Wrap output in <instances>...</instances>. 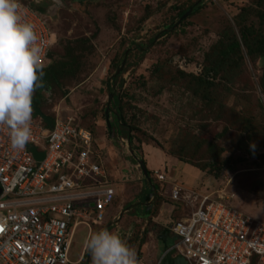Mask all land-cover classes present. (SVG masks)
<instances>
[{
    "label": "rangeland",
    "instance_id": "1",
    "mask_svg": "<svg viewBox=\"0 0 264 264\" xmlns=\"http://www.w3.org/2000/svg\"><path fill=\"white\" fill-rule=\"evenodd\" d=\"M197 1L43 0L56 33L45 64L60 78L51 84L54 75L46 76L40 107L89 128L96 145L103 144L100 160L117 192L113 204L125 203L107 229L136 250L139 264H159L158 232L203 195L264 221V85L257 64L264 43L250 52L245 46L246 39H264V9L257 0H201L180 21L179 11ZM235 42L238 53L228 56ZM116 95L132 144L105 122L107 106L114 122ZM138 158L158 185L148 209L137 204L150 195ZM210 161L216 165L198 170ZM117 217L78 220L71 264L85 250V237ZM76 264H90L86 250Z\"/></svg>",
    "mask_w": 264,
    "mask_h": 264
},
{
    "label": "built area",
    "instance_id": "2",
    "mask_svg": "<svg viewBox=\"0 0 264 264\" xmlns=\"http://www.w3.org/2000/svg\"><path fill=\"white\" fill-rule=\"evenodd\" d=\"M18 4L45 64L55 42L47 14ZM40 120L32 118L23 150L10 147L8 129L0 126V264H71L78 220H104L116 196L92 131L71 119L54 118L47 126ZM172 197H180L177 188ZM192 208L166 224L173 238L166 252L187 264H264V252L249 247L255 239L264 249V221L207 195Z\"/></svg>",
    "mask_w": 264,
    "mask_h": 264
},
{
    "label": "clouds",
    "instance_id": "3",
    "mask_svg": "<svg viewBox=\"0 0 264 264\" xmlns=\"http://www.w3.org/2000/svg\"><path fill=\"white\" fill-rule=\"evenodd\" d=\"M30 1L42 6L44 3ZM49 13L46 10L44 14ZM42 55L33 24L23 20L19 13L18 0H0V126L7 127L13 150H23L30 140L32 96L40 87L45 67ZM250 148L254 150L255 145L250 144ZM83 246L90 264H139L136 250L114 230L92 232L85 237ZM249 247L264 252L255 239L249 241Z\"/></svg>",
    "mask_w": 264,
    "mask_h": 264
},
{
    "label": "trees",
    "instance_id": "4",
    "mask_svg": "<svg viewBox=\"0 0 264 264\" xmlns=\"http://www.w3.org/2000/svg\"><path fill=\"white\" fill-rule=\"evenodd\" d=\"M25 2H29V4L31 5V7H33L35 10H37V11H39L40 13H45V6L46 5H37V4H35L34 2H31V1H28V0H24ZM257 4H259L263 9H264V0H257ZM199 5V4H198ZM198 5L197 6H194V3L192 4V5H190V6H188V8H186V9H184V10H180L179 11V13H178V17H179V19H181L182 18V16L184 15V13L187 11V10H189L190 9V7H193V9H192V11H191V13H193V12H195V11H197V9H198ZM260 12V11H259ZM264 11H262V14L260 13V15H261V19H263V17H264V13H263ZM50 27V26H49ZM52 30V29H51ZM254 30L253 29H251L250 30V32L252 33ZM164 34H166L167 32H163ZM55 37H56V33H55ZM264 43V39H257V38H254L253 40H251V39H246L245 40V46L249 49V52H250V49H251V47H254V46H259V45H261V44H263ZM52 48V47H51ZM51 48H50V50H51ZM237 49H239V45H238V43L237 42H235L234 44H232L231 46H230V48H228V53H227V55L229 56L230 54H233V55H235L236 53H238V52H236V50ZM224 52H226V50L224 51ZM48 54H50V51H49V53ZM228 56H226L227 57V59H228ZM240 59H242L243 60V57H240ZM224 60H226V58L224 59ZM231 60H232V62L233 63H238L237 62V60H236V58H234V57H231ZM257 64L259 65V67L260 68H262V83H263V85H264V54H261V53H259L258 54V57H257ZM43 65H45V67L43 68V76H42V78H41V81H40V87H38L35 91H34V93H33V96H32V109H33V111H32V118L35 120V121H38L39 120V116H37V112H36V110H38V111H41L42 113H43V111H42V109H41V107H40V103H41V98L40 97H42L41 96V90L43 89V87H44V85H45V83H46V81H47V79H46V76H50L51 74H53V72H52V70H51V68L52 67H46L47 65L46 64H43ZM217 70V67H214V68H207V71L205 72V74L204 75H208L209 74V71H216ZM54 76H50V79L52 80L51 81V84L52 83H58V80H59V76H58V73H56L55 71H54V74H53ZM203 75V76H204ZM114 78V81H116V79H117V75L115 74L114 76H113ZM49 81V80H48ZM205 81H208L207 82V84H211V82H209V80H205ZM108 89H109V93L111 92V93H113V90H112V88H109L108 87ZM114 99L116 100V103H115V110H114V113L112 112V117L114 118V122H112V125H111V128H110V130H112V132H114L115 131V133L118 135V136H120V135H125L126 136V138L129 140V143L130 144H132V139H133V137H132V135L130 134V131H131V127L127 124V122L125 121V119H124V117H123V115H122V108H121V106H120V99H119V97L116 95L115 97H114ZM114 101V100H113ZM44 114V113H43ZM46 116H48L50 119H51V121H53L54 120V116H50V115H46ZM40 122L42 123V124H44L45 126H47L48 124H47V122L45 121V120H40ZM111 132V131H110ZM132 149H134V148H132ZM216 165V161H210V162H206L205 163V166L204 167H200V168H198V170H201V171H203V170H205L206 168H208V167H214ZM148 173L149 174H151V170H148ZM156 189H158V185L156 184Z\"/></svg>",
    "mask_w": 264,
    "mask_h": 264
},
{
    "label": "water",
    "instance_id": "5",
    "mask_svg": "<svg viewBox=\"0 0 264 264\" xmlns=\"http://www.w3.org/2000/svg\"><path fill=\"white\" fill-rule=\"evenodd\" d=\"M200 1H201V0H198V1L194 4V6H197V5L200 3ZM194 6H193V7H194ZM193 7H190V9L184 13V15L182 16V18H184L185 16H187L189 13H191ZM182 18H181V19H182ZM181 19H179V20L181 21ZM126 54H127V52H125V56H124V58H123V60H122L121 66H123V64H124V62H125ZM118 72H119V68L117 69V73H118ZM112 96H113V93L110 92L109 95H108V105H109V103H110V101H111V99H112ZM36 112H37L36 114H37L38 116H40V117H41L43 120H45L48 124H51V120H50V118H49L48 116H46L45 114H43L41 111L36 110ZM109 114H110V113H109V108H108V106H107L106 109H105V122L107 123V127L110 129V128H111V122H110V119H109ZM131 150H132V149H131ZM132 151H133V150H132ZM138 163H139V165H140V167H141V170H142V172H143V175L145 176V178H146V180H147V182H148V184H149V186H150V195H149V197H148L149 202L146 203V204H147L146 209H148V208H149L148 205L151 204V203L155 200V198H156V196H157V189H156V185L152 182V179H151V177H150V175H149V173H148V170H147V168H146V164H145L144 160H143V159H138ZM121 215H122V212L119 214V216H118V218L116 219L115 222H117V221L120 219ZM115 222H110V223L107 224L104 228H108V227L112 226V224H114ZM104 228H103V229H104ZM165 233H166V232L163 231V235H165ZM171 260H175V261L178 260V261L184 262L182 257H177L176 259H171ZM169 263H170V261H169ZM163 264H167V261L165 260Z\"/></svg>",
    "mask_w": 264,
    "mask_h": 264
},
{
    "label": "flooded vegetation",
    "instance_id": "6",
    "mask_svg": "<svg viewBox=\"0 0 264 264\" xmlns=\"http://www.w3.org/2000/svg\"><path fill=\"white\" fill-rule=\"evenodd\" d=\"M195 4V3H194ZM145 206V205H144ZM163 231H165V235H163ZM169 237H171V234L168 232V229L164 226V228H162L161 232H158L157 234V251L161 252L160 255V262L159 264H163L164 261H167V264H187L186 260L183 258L184 262L178 261V260H171V259H176L177 256H172L171 253L166 252V247H167V243H168V239ZM180 257V256H179ZM170 261V263H169Z\"/></svg>",
    "mask_w": 264,
    "mask_h": 264
},
{
    "label": "crops",
    "instance_id": "7",
    "mask_svg": "<svg viewBox=\"0 0 264 264\" xmlns=\"http://www.w3.org/2000/svg\"><path fill=\"white\" fill-rule=\"evenodd\" d=\"M43 5H46V4H43ZM102 145L103 144H101L100 146L102 147ZM100 146H99V148H100ZM116 194H117V192H116ZM134 198V197H133ZM114 202V201H113ZM133 203V202H132ZM137 204H141V205H145V203H142V201L140 202V203H137ZM131 204H129V206H130ZM133 205H136V204H133ZM132 205V206H133ZM124 206H125V203H119L117 206H114V204L112 203V205L110 206V208H109V210H108V219H111L112 217H114V218H116L117 216H119L118 214H120L121 212V209H123L124 208ZM116 207V208H115ZM145 208H146V206H145ZM85 255V250H83L82 252H81V255H80V258L77 260V261H75V262H77V263H79L80 261H81V259L83 258V256ZM74 264H76V263H74Z\"/></svg>",
    "mask_w": 264,
    "mask_h": 264
}]
</instances>
